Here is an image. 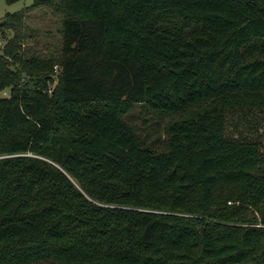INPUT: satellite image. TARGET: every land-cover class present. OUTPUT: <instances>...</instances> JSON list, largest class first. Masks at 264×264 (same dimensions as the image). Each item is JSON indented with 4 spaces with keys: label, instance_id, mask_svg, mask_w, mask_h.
Instances as JSON below:
<instances>
[{
    "label": "trees",
    "instance_id": "obj_1",
    "mask_svg": "<svg viewBox=\"0 0 264 264\" xmlns=\"http://www.w3.org/2000/svg\"><path fill=\"white\" fill-rule=\"evenodd\" d=\"M29 7L0 19V264H264V0H62L50 54Z\"/></svg>",
    "mask_w": 264,
    "mask_h": 264
},
{
    "label": "rangeland",
    "instance_id": "obj_2",
    "mask_svg": "<svg viewBox=\"0 0 264 264\" xmlns=\"http://www.w3.org/2000/svg\"><path fill=\"white\" fill-rule=\"evenodd\" d=\"M40 3L35 7H29L34 3V0H20L15 3H8L6 0H0V19L8 13H15L27 7L25 21L29 28L34 30V46L45 54H50L51 51L60 46L62 35L60 28L63 20V13L57 11V4L62 0H39ZM30 42V41H29ZM56 87V83L51 85ZM10 95V89L0 92V96L7 97ZM141 108H135L132 111L130 120L139 128L143 129V116L141 115ZM260 121L262 122L261 133L264 134V113H258ZM228 127L230 132L235 134H242V113H235L229 115ZM235 137V138H236ZM264 140V138H263Z\"/></svg>",
    "mask_w": 264,
    "mask_h": 264
}]
</instances>
